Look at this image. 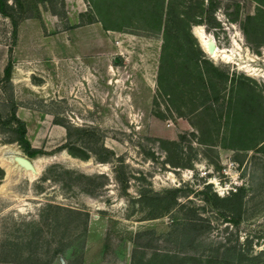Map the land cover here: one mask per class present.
Masks as SVG:
<instances>
[{
	"label": "rangeland",
	"instance_id": "1",
	"mask_svg": "<svg viewBox=\"0 0 264 264\" xmlns=\"http://www.w3.org/2000/svg\"><path fill=\"white\" fill-rule=\"evenodd\" d=\"M7 3L0 147L41 157L0 164V264H130L133 247L138 264H264V0ZM61 31L80 60L59 53ZM16 103L34 109L32 152Z\"/></svg>",
	"mask_w": 264,
	"mask_h": 264
},
{
	"label": "crops",
	"instance_id": "2",
	"mask_svg": "<svg viewBox=\"0 0 264 264\" xmlns=\"http://www.w3.org/2000/svg\"><path fill=\"white\" fill-rule=\"evenodd\" d=\"M78 10L82 11V9H78ZM24 24H25V20H21V21H19L18 26H17V27H19L20 30H24V31H22V34L19 33V36L23 35V37H25V35H27L25 33ZM43 24H44L45 27L47 26L45 22H43ZM58 36L60 38V41H59L60 43H59V48H58L59 53L61 51V53L65 56V51L68 50L70 52V54H72V53L74 54L75 60H80L81 56L79 55L78 57H76V55H75L76 54L75 45L70 44V43H69V45H66L67 33L65 31L64 32L61 31V32L58 33ZM70 37H71V35H70ZM133 37H134V35L130 34L128 38H129L130 41H132ZM73 38H79V37H73ZM90 39H94V36L90 37ZM89 48L90 49L87 50V54L86 55L89 57L90 61H92L97 56H94V54H92L91 47H89ZM115 54H117V53H115ZM30 72H31L30 68H29V66H27V63L25 61L24 56L15 57L14 63L13 62L11 63V68H10V71H9L8 79H9L11 85L13 87H15V88H17L19 86H24V85L27 86L28 85L27 76L29 75ZM33 110H34L33 108L26 107V106H23V105H21L19 103H16L15 113L23 121H25V119L27 118L28 112H31ZM25 129H26L25 130V136L29 140V142L31 143V139L28 137L29 127H28V124L26 122H25Z\"/></svg>",
	"mask_w": 264,
	"mask_h": 264
},
{
	"label": "trees",
	"instance_id": "3",
	"mask_svg": "<svg viewBox=\"0 0 264 264\" xmlns=\"http://www.w3.org/2000/svg\"><path fill=\"white\" fill-rule=\"evenodd\" d=\"M8 3H7V0H0V12H3L5 10V7H7ZM167 15H168V12H167ZM250 17V16H249ZM10 19H11V24L12 25H15V27L17 26V21H15V19H13V17L10 15ZM10 68H11V62L9 61L7 63V66L5 67V73H7V78L9 76V71H10ZM15 107L16 105L13 104V107L10 109V115L11 117L13 118L14 122H15V131H16V136H15V140L21 142L22 144H24V147L31 150L30 152L34 151L33 147L31 146L29 140L26 138L25 136V124L23 122V120H21L15 113ZM61 125L64 126L65 128V135L68 136L69 135V128L70 126L69 125H66V124H63V123H60ZM105 147V146H104ZM107 151L108 150H111L109 148H106ZM102 160H104L105 158H102ZM2 175H3V172L0 170V180L2 178ZM82 176L85 177L86 179H88L89 181H93L95 178H98V177H105V174L104 173H98V174H83L82 173ZM147 190H143L141 192H138L139 193V196H144L147 194L146 192ZM167 192H170L171 193V190H166ZM154 191H151V193H153ZM154 196H156V198L161 202L162 204V201L163 203L165 202L164 201V198L163 195H166V194H163V195H159L157 192H154L153 193ZM215 195V194H214ZM170 198H172L170 196ZM162 211L165 210V208L167 207H159ZM137 248L136 247H133L132 250H131V260H130V264H138L137 262V257H136V252H137Z\"/></svg>",
	"mask_w": 264,
	"mask_h": 264
},
{
	"label": "bare ground",
	"instance_id": "4",
	"mask_svg": "<svg viewBox=\"0 0 264 264\" xmlns=\"http://www.w3.org/2000/svg\"><path fill=\"white\" fill-rule=\"evenodd\" d=\"M193 31H194V34L198 37L201 45L206 49V51L209 52V54L211 56L212 55L215 56V55H217L219 53L222 54V55H226L225 54V50H223V49L222 50H218V48L215 47V43H214L213 48L209 49L208 43H211L213 40L210 37H208L207 35H205V33L202 31V29L200 27H194ZM19 156H23V154L16 147H13V146H10V145H3V146L0 147V164L3 165L7 171L10 169V164L7 161H9L10 163L18 165V167L22 166L26 170H29V169H27L26 165L21 163V160L19 159ZM40 157L41 156L37 155V156L31 158V161L33 162L34 165H35V163L37 161L40 160ZM38 163L39 162H37V164ZM35 166H34L33 169H30V172L35 169Z\"/></svg>",
	"mask_w": 264,
	"mask_h": 264
},
{
	"label": "water",
	"instance_id": "5",
	"mask_svg": "<svg viewBox=\"0 0 264 264\" xmlns=\"http://www.w3.org/2000/svg\"><path fill=\"white\" fill-rule=\"evenodd\" d=\"M208 47H209V49H212L213 48L212 42L211 43H208ZM19 159L21 160V163H23L24 165H26L27 169H33L34 168L35 165L31 161V158H29V157H27L26 155L23 154V156H19Z\"/></svg>",
	"mask_w": 264,
	"mask_h": 264
}]
</instances>
